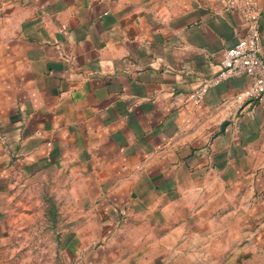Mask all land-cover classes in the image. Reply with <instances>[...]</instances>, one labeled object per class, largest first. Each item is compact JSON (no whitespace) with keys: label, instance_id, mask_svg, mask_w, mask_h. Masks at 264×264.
I'll use <instances>...</instances> for the list:
<instances>
[{"label":"crops","instance_id":"1","mask_svg":"<svg viewBox=\"0 0 264 264\" xmlns=\"http://www.w3.org/2000/svg\"><path fill=\"white\" fill-rule=\"evenodd\" d=\"M246 31L233 0H0V246L48 169L73 264L264 259V105L245 77L187 100Z\"/></svg>","mask_w":264,"mask_h":264},{"label":"rangeland","instance_id":"2","mask_svg":"<svg viewBox=\"0 0 264 264\" xmlns=\"http://www.w3.org/2000/svg\"><path fill=\"white\" fill-rule=\"evenodd\" d=\"M64 186L66 179L48 169L19 180L0 246V264H73L72 252L64 251L59 241L71 228L73 213Z\"/></svg>","mask_w":264,"mask_h":264},{"label":"built area","instance_id":"3","mask_svg":"<svg viewBox=\"0 0 264 264\" xmlns=\"http://www.w3.org/2000/svg\"><path fill=\"white\" fill-rule=\"evenodd\" d=\"M233 7L241 13L247 24L245 35L236 45L222 54L219 70L209 80L201 83L187 97L199 105L207 89L222 81L245 77L248 86L236 96V106L264 105V57L261 55L259 31L260 13L256 0H233Z\"/></svg>","mask_w":264,"mask_h":264}]
</instances>
